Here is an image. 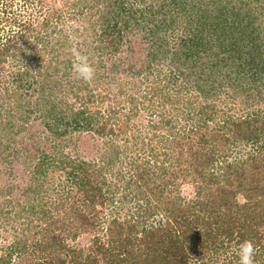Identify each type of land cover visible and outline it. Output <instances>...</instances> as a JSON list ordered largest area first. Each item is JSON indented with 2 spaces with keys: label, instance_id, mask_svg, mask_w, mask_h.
<instances>
[{
  "label": "trees",
  "instance_id": "trees-1",
  "mask_svg": "<svg viewBox=\"0 0 264 264\" xmlns=\"http://www.w3.org/2000/svg\"><path fill=\"white\" fill-rule=\"evenodd\" d=\"M16 1L0 264H264V0Z\"/></svg>",
  "mask_w": 264,
  "mask_h": 264
},
{
  "label": "clouds",
  "instance_id": "clouds-1",
  "mask_svg": "<svg viewBox=\"0 0 264 264\" xmlns=\"http://www.w3.org/2000/svg\"><path fill=\"white\" fill-rule=\"evenodd\" d=\"M74 57L73 73L75 77L84 82H90L95 78L96 68L90 63L89 57L82 54L76 48L72 49ZM257 248L252 241H244L239 246V261L240 264H256L255 256Z\"/></svg>",
  "mask_w": 264,
  "mask_h": 264
},
{
  "label": "rangeland",
  "instance_id": "rangeland-1",
  "mask_svg": "<svg viewBox=\"0 0 264 264\" xmlns=\"http://www.w3.org/2000/svg\"><path fill=\"white\" fill-rule=\"evenodd\" d=\"M1 2H3L4 0H0ZM8 1V0H7ZM15 2H17L16 0H14ZM3 7H1V9H2ZM134 50H136V49H134ZM137 53V52H136ZM135 52H133V55H132V58H136L135 60L133 59V62H135V63H133V64H139V63H137L138 62V59H139V56H140V60H141V55H140V53H139V56H138V54H136ZM124 56H125V54H124ZM138 56V57H137ZM8 73V71L5 73V74H3L2 76H0L1 78H0V85H2V83H3V81L6 79V77H7V74ZM235 152H237V151H235ZM82 241V240H81Z\"/></svg>",
  "mask_w": 264,
  "mask_h": 264
}]
</instances>
